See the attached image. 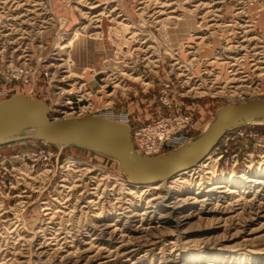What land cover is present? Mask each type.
Here are the masks:
<instances>
[{
    "label": "rangeland",
    "instance_id": "rangeland-1",
    "mask_svg": "<svg viewBox=\"0 0 264 264\" xmlns=\"http://www.w3.org/2000/svg\"><path fill=\"white\" fill-rule=\"evenodd\" d=\"M21 65L28 84L2 74ZM16 94L130 128L186 113V146L264 99V0H0V102ZM79 145H0V264H264V120L157 189Z\"/></svg>",
    "mask_w": 264,
    "mask_h": 264
},
{
    "label": "water",
    "instance_id": "water-1",
    "mask_svg": "<svg viewBox=\"0 0 264 264\" xmlns=\"http://www.w3.org/2000/svg\"><path fill=\"white\" fill-rule=\"evenodd\" d=\"M264 120V99H250L221 108L215 120L195 141L156 157L138 155L132 146L131 129L127 124L99 116L82 118L51 117L47 104L16 94L0 102V145L35 139L51 144L93 145L114 157L122 171L134 181L155 184L191 170L202 163L218 145L224 134L243 120ZM20 121L33 127L32 135L11 141L3 136Z\"/></svg>",
    "mask_w": 264,
    "mask_h": 264
},
{
    "label": "built area",
    "instance_id": "built-area-1",
    "mask_svg": "<svg viewBox=\"0 0 264 264\" xmlns=\"http://www.w3.org/2000/svg\"><path fill=\"white\" fill-rule=\"evenodd\" d=\"M35 72L32 66L21 65L7 67L2 74L8 80H20L23 84H28ZM162 102L167 107L169 106L165 99ZM191 128V116L175 111L138 127L130 128L132 146L140 156H160L182 146L187 141Z\"/></svg>",
    "mask_w": 264,
    "mask_h": 264
},
{
    "label": "bare ground",
    "instance_id": "bare-ground-1",
    "mask_svg": "<svg viewBox=\"0 0 264 264\" xmlns=\"http://www.w3.org/2000/svg\"><path fill=\"white\" fill-rule=\"evenodd\" d=\"M259 120H262V119H259ZM252 121H255V120H251V121H249V122H252ZM244 122H247V121H245V120H243V121H241L239 124H241V123H244ZM249 122H247V123H249ZM27 122H25V121H20V122H18V123H15L14 124V127L13 128H11L4 136H3V138H2V141H3V139L6 137V135L7 134H9L13 129H17V128H19V127H21V126H24L25 124H26ZM31 129H32V134H33V131H34V128L33 127H30ZM30 128H26V129H29L30 130ZM220 142V141H219ZM72 145H77V144H80V142H78V143H71ZM79 146H81V145H79ZM103 150V149H102ZM104 151H106V150H104ZM107 152V151H106ZM108 153V152H107ZM207 159V158H206ZM205 159V160H206ZM203 161L202 162V164L200 163L199 165H197L196 167L197 168H199V167H203V165L206 163H208L209 161ZM195 167V168H196ZM195 168H193V169H191V170H195ZM191 170H188V171H185V172H182V173H180V174H178V175H176V176H174V177H178V176H181V175H183V174H187V172H189V171H191ZM173 177V178H174ZM132 179H134L135 180V178H132ZM137 183H139V184H143V183H140V182H137ZM165 183V180H163V181H161V182H159V183H155V184H143V185H146V186H148V187H150L151 189H157V186L156 185H163ZM216 187V186H215ZM221 187V186H220Z\"/></svg>",
    "mask_w": 264,
    "mask_h": 264
}]
</instances>
